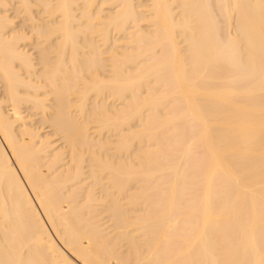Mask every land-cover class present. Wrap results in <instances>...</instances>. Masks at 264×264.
I'll list each match as a JSON object with an SVG mask.
<instances>
[{
  "label": "bare ground",
  "instance_id": "6f19581e",
  "mask_svg": "<svg viewBox=\"0 0 264 264\" xmlns=\"http://www.w3.org/2000/svg\"><path fill=\"white\" fill-rule=\"evenodd\" d=\"M0 264H264V0H0Z\"/></svg>",
  "mask_w": 264,
  "mask_h": 264
},
{
  "label": "rangeland",
  "instance_id": "374dc122",
  "mask_svg": "<svg viewBox=\"0 0 264 264\" xmlns=\"http://www.w3.org/2000/svg\"><path fill=\"white\" fill-rule=\"evenodd\" d=\"M10 14H11V11H10ZM11 17H12V18L14 17V12H13V11H12V15H11ZM18 19L21 20V23H20V21H18V22L16 21V23H15V27H16L17 29H18V27H21V26L23 25V21H24V20H23L22 18H20V17L16 18L15 20H18ZM18 24H19V26H18ZM36 123H37V120H36ZM37 124H39L38 126H40V123H37ZM46 125H47V124H45V127L42 126V128L44 127V128H43V129H44L43 131H44V132L46 131L45 133H44V132L42 133V134H44V135H47V133H48V129H49V134L51 133V132H50V128H48V126H46ZM47 128H48V129H47ZM45 129H46V130H45Z\"/></svg>",
  "mask_w": 264,
  "mask_h": 264
}]
</instances>
